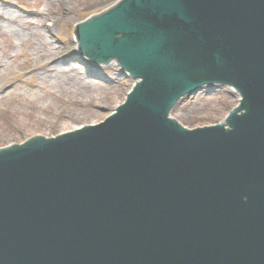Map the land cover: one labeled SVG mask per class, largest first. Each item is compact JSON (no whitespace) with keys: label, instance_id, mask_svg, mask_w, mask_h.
Returning <instances> with one entry per match:
<instances>
[{"label":"water","instance_id":"95a60500","mask_svg":"<svg viewBox=\"0 0 264 264\" xmlns=\"http://www.w3.org/2000/svg\"><path fill=\"white\" fill-rule=\"evenodd\" d=\"M120 1L76 42L141 81L99 124L0 149V264H264V0ZM216 84L241 95L227 120L170 117Z\"/></svg>","mask_w":264,"mask_h":264},{"label":"rangeland","instance_id":"374dc122","mask_svg":"<svg viewBox=\"0 0 264 264\" xmlns=\"http://www.w3.org/2000/svg\"><path fill=\"white\" fill-rule=\"evenodd\" d=\"M118 1L52 0L48 4L46 0H0L3 12L32 24L22 31L24 36L0 32V87L8 85L0 93V149L99 124L127 100L135 80L116 63L95 65L80 54L76 42L77 25ZM35 24L36 30L32 29ZM45 40L66 58L50 72L30 73L27 66L42 65V54L51 57L56 53L48 54L40 46ZM61 69L63 73L55 78L54 73ZM82 81H87L90 90L83 91ZM239 104L231 87L206 86L184 96L171 116L194 129L224 122Z\"/></svg>","mask_w":264,"mask_h":264},{"label":"bare ground","instance_id":"6f19581e","mask_svg":"<svg viewBox=\"0 0 264 264\" xmlns=\"http://www.w3.org/2000/svg\"><path fill=\"white\" fill-rule=\"evenodd\" d=\"M50 1L52 0H46V3L50 4ZM19 16L16 17L14 15H11L10 13H5L0 9V32H8L11 31L12 35L14 36H24L22 35V31L25 30L27 27L32 26V24H26V23H22L19 20ZM37 26L36 24L34 25V28L32 27V29L36 30L35 27ZM46 26V25H45ZM47 33L52 34L50 28H48L47 26L44 28ZM38 31V30H37ZM43 30H41L40 32H42ZM29 35L32 34V32H28ZM53 36V35H52ZM27 38H29L27 36ZM44 38V37H43ZM40 46H42L43 49L46 50V53H54L56 51V53H54L53 56L51 57H47L45 56V54H42L41 57H44V59L42 60V65H34L31 64V66H27V69L30 73L32 72H39V73H43L45 71H52L55 68H59L60 63L64 62V58H66L65 55H62L63 57L60 56L61 53H59V49L54 47L53 44L51 42H48L47 40H45V42L41 43ZM116 63V62H114ZM117 64V63H116ZM63 73V70L61 69V71H56L55 74V78H58L59 75H61ZM82 83H84L83 91H88L89 89V84L87 83V81H82ZM8 85L5 84L2 87H0V93L4 90L7 89ZM239 96V100L241 98L240 94H238ZM77 130V129H76Z\"/></svg>","mask_w":264,"mask_h":264}]
</instances>
